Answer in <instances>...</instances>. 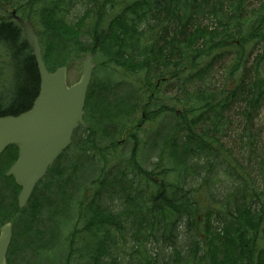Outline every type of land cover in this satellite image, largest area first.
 I'll list each match as a JSON object with an SVG mask.
<instances>
[{
	"label": "trees",
	"instance_id": "1",
	"mask_svg": "<svg viewBox=\"0 0 264 264\" xmlns=\"http://www.w3.org/2000/svg\"><path fill=\"white\" fill-rule=\"evenodd\" d=\"M189 1L190 8L188 0H27L23 4L6 0L17 14H23L28 7L29 14L26 15V19L33 18L37 23L36 34L40 39L43 61L49 72L60 66H66L70 57L80 58L82 54L100 51L108 57V62L115 66L132 71L144 70L145 79L141 81V85H144L146 92L155 85V80L166 76L178 78L188 67L186 73L198 67L196 63L203 55V51H196L195 55H183L184 50L180 48V41L174 40L172 50L177 47L179 53L176 62L172 67L170 63L162 65L164 71L160 73L153 72V66L158 62L156 56L158 42L155 36L145 38L146 29L150 26L149 20L157 18L162 12L173 19L178 35L186 34L185 31L192 28L189 22L193 16H188L191 4L202 0ZM242 1L229 2L234 5V10L227 19L215 50H227L232 44L242 51L250 43L260 42L259 40L264 42V8L256 10L250 19L241 21L239 14L242 13L240 4ZM222 3L223 0H207L204 6L213 11ZM78 4L84 7L83 15L76 22L67 23L66 15ZM230 25H234L233 31ZM11 56L13 62H17V58L22 56L26 57L20 64L18 63L17 86L12 102L6 107L0 102V116H15L28 110L39 90L36 64L23 39L21 29L10 18L0 19V73L4 72L6 63L9 62L6 61L11 59ZM157 95L158 92L152 103L154 109L146 114L147 122H154L163 115L174 114L173 109L176 105L165 104L162 99L157 98ZM258 96L259 94L256 95ZM90 100L88 96L87 111L90 110ZM101 100L102 98L99 97L98 106H101ZM174 102L180 105L178 100ZM120 104L122 103L119 101L108 108L107 117L102 121L98 118L92 120L88 114L87 119L85 118L87 129L83 130L86 136L82 138V142L80 144L74 142L71 148L57 159L45 177L56 172L60 179L62 171L57 165L63 162L68 166L76 164L72 174L77 173L79 178L77 183L80 185L85 182L80 180L82 172L85 171L87 177L88 173L92 174L96 170L98 164V176L85 185L87 188L96 189L87 208L91 215H87L81 229L76 232L85 237L83 244L91 245L94 251L86 264H112L107 263L106 257L101 256L106 253L107 241H112L109 235L112 239H116L114 236L117 234L125 236L122 232L125 226L122 227L118 220L120 216L129 222V243L135 247L132 248L131 258L141 255L142 246L149 239L157 241V233L164 243L175 247L181 235L177 230L181 227L185 235L190 236L185 264H264V194L244 187L230 195L226 204L215 208L208 207L203 201L199 203L193 200L188 196L189 192H184L180 185L168 182L170 173L175 172L176 179L180 184L183 183L188 175L187 171L192 167L190 159L198 156L204 148L220 153L219 149L222 147L218 143L212 145L207 142V138L198 135L195 120L188 119L189 116L194 113L199 114L204 109L212 113H220L222 102H217V98L211 101L207 98H197L191 105H180L182 112L174 114L175 119L168 122V129L162 127L155 130L149 138L151 146L160 149L161 164L165 162L173 166V170L161 173L144 170L142 165H139L136 159L137 138L129 159L125 161V167L116 170L108 168L110 161L106 157L110 151L117 148L114 144L115 138L113 134L110 136V133L113 131L115 134L121 133L125 127L123 116H127L128 113ZM98 106L97 112H100ZM132 112L133 110L130 111ZM90 121L97 122L92 124ZM117 121L119 122L116 123ZM73 152H78V155L68 159L67 157ZM7 154L6 159L0 163V226L10 222L12 214H24L29 210L31 219L24 226L25 233L22 226L25 246L16 251L27 253V249L31 248L35 255L48 245L47 237L52 231L48 228L49 225L43 230L38 229L35 221L40 218L47 219L53 204L50 203V198L42 194L38 196L35 190L28 203L32 209L29 205L23 210L17 209L15 199L19 187L11 178L5 176L9 167L8 162L15 159L16 152L10 148ZM235 165L236 163L230 166L233 171L231 177L236 178L241 175L239 178L242 179L243 174L238 172V175ZM158 176L162 177L160 184H156L152 178ZM84 177L83 179L86 180ZM139 178L141 183H147L148 188L141 190V206L134 207L133 204L140 201L139 192L133 187L135 185L133 181ZM52 183L53 181H49L46 185L47 190L54 186ZM62 191V189L57 190L58 193ZM101 193L114 196V199L122 204L123 209L118 213L105 209L101 204L103 199ZM87 197L84 191L81 200L76 202L74 197H68L65 204L75 208L76 203L78 206L79 202L86 200ZM254 200L260 205L259 207L252 205ZM55 213L56 210L53 214ZM69 221L70 218L66 217L64 225ZM78 225L79 222L74 226L75 230H78ZM32 234L41 236V241L35 243L31 241ZM73 252L74 250L71 249L67 257L64 255L63 264H69ZM174 256V261H181L182 257L177 250L174 251ZM143 259L145 264H157L154 259L147 260L145 257Z\"/></svg>",
	"mask_w": 264,
	"mask_h": 264
},
{
	"label": "rangeland",
	"instance_id": "2",
	"mask_svg": "<svg viewBox=\"0 0 264 264\" xmlns=\"http://www.w3.org/2000/svg\"><path fill=\"white\" fill-rule=\"evenodd\" d=\"M26 1L12 0L16 4H23ZM231 1L223 0L222 5L216 7L213 11L204 6L207 0L196 1L191 4L188 16H193L189 22L192 28L185 31L187 35L185 33H182L181 36L178 35L173 19L163 14V12L157 18L149 20L150 26H148V30L146 29L145 38L155 36L158 42L156 50L158 62L154 64L153 72L160 73L164 71L162 65L170 63L172 67L176 62L179 53L177 47L172 50L174 40L180 41V48L184 50L183 55H195L196 51H203V55L196 63V66H198L196 69L189 70L186 73L188 67L178 77L179 79L166 76L163 79L155 80V85L148 92L145 91L144 85H141V81L145 79L144 70H125L109 63L108 57L102 52L93 53L94 69L89 84V93L87 94L91 99L89 101L90 110L87 111L86 107V119L89 114L90 119L98 118L99 121H102L107 117V109L119 101L122 103L120 104L121 108L128 112L127 116H123L122 121L125 122V127L121 133L115 134V131L110 133V136L113 134L115 138L114 144L117 145V148L110 151L106 157L110 161L108 164L109 169L116 170L125 167V161L129 159L134 141L137 138L138 153L136 159L144 170H154L158 173L173 170L172 165L165 162L160 163L159 155L161 151L158 147L151 146V141H149L150 136L153 135L156 129L162 127L168 129V122L175 119V115L172 114L163 115L154 122L145 120L146 114L151 113V110L154 109L152 103L155 101L157 92V98L162 99L165 104L172 105L174 103L176 105L173 112H177V114L182 112L180 105H191L197 98H207L209 101L217 98V102H222V112L212 113L201 108L203 110L201 113H194L189 116L188 120H195L198 135L207 138L208 143L212 145L218 143L222 147L219 149L220 153L218 154L213 149L204 148L198 156L190 159L192 167L187 171L188 175L182 181L183 183L180 184L176 179L177 174L175 172L170 173L168 182L180 185L184 192H189L188 196L193 200L199 203L203 201L208 207L215 208H220L226 204L230 195L235 194L236 190L240 191L244 187L256 193L264 194V42L259 40L260 42L250 43L242 51L238 46L232 44L227 50L214 49L225 28L227 19L233 13L234 5L229 3ZM188 2L190 8V1L188 0ZM7 4L6 0H0V18L2 19L8 18V12L13 8ZM240 4L242 5V13L239 14L241 21L250 19L256 10L259 11L264 8V0H243ZM83 12V6L80 4L74 6L66 15V22H76L83 15ZM27 14H29L28 7L19 16L27 20ZM29 21L37 31L36 21L33 18H30ZM229 27L232 31L234 30V25ZM186 40H189V43ZM86 55L88 54H82L80 58L70 57L68 59L66 65L68 85L78 81L81 72L80 59ZM25 57L17 58V62H13L11 56V59L6 61L9 62L6 63L7 66L4 68V72L0 73V102L3 107L8 106L13 100L17 86L18 63L20 64ZM257 94H259L258 97H256ZM99 97L102 98L100 101L101 106L97 105ZM174 100H178L180 105L175 103ZM97 106L100 107V112H97ZM131 110H133L132 113H130ZM90 122L95 124L97 121ZM85 136L83 130H79L74 136V142L80 144ZM146 142H148L147 145H143ZM159 145L161 146V143ZM77 155L78 152H73L67 158L70 159ZM6 157L7 154H4L3 159L5 160ZM235 163L237 173L243 174L242 179L239 178L241 176L239 173L236 178L231 177L233 171L230 166ZM57 167L62 171V178L59 179L58 174L52 172L36 190L38 196L42 194L50 198V203L53 204L47 219L40 218L35 221L38 229L43 230L47 225H49L48 228L52 229L53 232L51 231L47 237L49 243L35 255L31 248L27 249V253L26 251L23 253L16 251L23 249L25 246V240L23 239L25 235L22 226L24 227L30 221L31 216L29 210H27L28 213L24 214H12L10 222L12 223L14 240L9 246V264H63L64 255L67 257L71 249L74 252L70 257L69 264H86L89 261V256L94 252L91 245L83 244L85 237L81 233L76 234V232L81 229L87 215H91L87 208L96 189L94 187L87 188L85 185L98 176V164L96 170L92 174L88 173L87 177V173L82 172L80 180L85 182L80 185L77 183V179L79 180L77 173L72 174L76 164L68 166L63 162ZM57 167L55 165V168ZM83 176L86 180L83 179ZM152 178L156 184L162 182L161 176ZM49 181H53L54 186L47 190L46 185ZM133 182L135 184L133 187L139 192L138 199L140 201L133 204V206H141V190L148 188L147 183H141V178L135 179ZM58 189H62V193H58ZM84 191L88 197L86 200L79 202L78 206L76 203L75 208H71L65 204L68 197H74L76 202L81 200ZM101 195H103L101 204L105 209L113 213H118L123 209L122 204L114 199V196H106V193H101ZM239 195L238 193L237 196ZM28 205L32 209V206ZM252 205H255V207L260 206L255 200ZM66 217L70 218L68 225H64ZM118 220L122 227L125 226L122 229L125 236L117 234V236L113 235L116 239H112L109 235L112 241H107L106 253L101 256L102 258L106 257L105 261L107 263L145 264L143 257L147 260L154 259L157 264L186 263L185 256L188 252L190 236H186L181 227L177 230L181 235L175 247L164 243L159 233H157V241L149 239L142 246L141 255L131 258L134 246L129 243V222L125 221L122 216ZM78 222V230H75L74 226ZM20 233L23 235H20ZM41 239V236L31 235V241L34 243L41 241ZM175 250L182 257L180 262L174 261ZM23 260H28V262H23Z\"/></svg>",
	"mask_w": 264,
	"mask_h": 264
},
{
	"label": "water",
	"instance_id": "3",
	"mask_svg": "<svg viewBox=\"0 0 264 264\" xmlns=\"http://www.w3.org/2000/svg\"><path fill=\"white\" fill-rule=\"evenodd\" d=\"M11 14L15 16L14 12ZM16 20L39 76V91L31 108L16 116H0V154L8 146H15L18 151L17 160L6 175L20 187L17 206L22 209L48 167L69 146L74 129L78 125L86 127L83 108L94 65L92 55L83 58L79 80L67 86L66 68L48 72L31 23ZM10 240L11 224L7 223L0 228V264H6Z\"/></svg>",
	"mask_w": 264,
	"mask_h": 264
}]
</instances>
